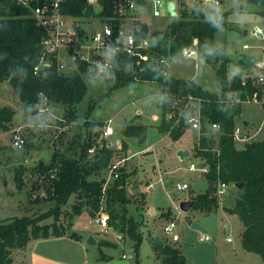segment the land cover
Wrapping results in <instances>:
<instances>
[{"label":"rangeland","instance_id":"1","mask_svg":"<svg viewBox=\"0 0 264 264\" xmlns=\"http://www.w3.org/2000/svg\"><path fill=\"white\" fill-rule=\"evenodd\" d=\"M168 1L164 0L165 15L156 17L150 6H145L147 14L141 17L151 32L165 30L172 21L177 19L169 14ZM215 5L212 0H178L179 9L182 5L190 10V18H199L204 12L217 14L227 13L226 16H214L219 21V30L216 34V46L220 53L221 62L226 61L230 80L235 74H255L253 66L239 65L236 62L242 58L264 60V54L258 46L263 43L251 35L255 26L264 28V1L263 0H220ZM200 4V5H199ZM97 11L100 3L95 5ZM193 10H196L193 12ZM193 12V13H192ZM102 21L95 17L90 24L82 23L89 30L99 28ZM131 21H127V28ZM251 47L244 49V44ZM187 46L196 47L198 58H188L182 52L166 59L169 75L175 78L194 79L202 88L217 97L222 96L220 81L216 72L215 54L211 46L199 38H194ZM65 55V53L63 52ZM202 56V57H201ZM226 57L228 60L222 59ZM257 58V59H256ZM143 68V65L139 67ZM116 79L94 77L88 81V90L83 100L76 105H66L55 102L46 97H39L36 109L28 112L22 104L12 84L5 80L0 82V107L7 106L14 112L13 121L8 129L0 126V221H10L26 214H39L54 207L56 200L46 195L43 180L38 182L39 176L32 168L40 162L52 161L53 153L70 157H80L84 144L92 140V147L88 149L89 158L107 145L103 138L104 127L108 126V145L116 150L108 168L99 172V178L104 177V191L114 182L116 176L112 174V166L124 168L128 174L127 193L130 203L126 205L129 215H133L141 226L140 230L149 237L143 240L135 249L134 241L129 235L119 232L114 226L102 229L93 219L100 211L108 215L110 208L104 196L100 199V207L94 210L86 205L80 215H73V204L78 203L76 196L71 197L62 206L63 213L54 220L48 218L41 223H54L66 235L50 239H41L31 243L26 251L15 250L12 254V264H28L26 256H122L126 254L131 264H148L154 258L163 256L162 248H156L150 243L153 236L160 237L161 241L176 244L182 249L183 255L190 264H264L261 255L246 251L241 242L240 233L244 225L238 215L226 211L233 207L238 195L233 185H228L226 194L219 197V209L212 213L191 208L182 211L180 204L192 195L205 192L209 183L199 172L189 171V165L199 163L192 156L181 159L178 156V147L188 148L195 153L199 140L198 131L184 129L178 139L172 133H159L158 124L162 120L160 106L162 86L158 81H134L130 85L114 87ZM242 112L237 118V124L246 126L255 136V140L264 138V105L261 102H246L242 104ZM76 107L77 117L68 122L67 111ZM44 108L45 111L40 109ZM141 122L148 126L147 138L141 142L137 137L128 140V147H122L123 134L121 127L127 123ZM140 123V124H141ZM18 131L26 140L23 147H15L12 143L13 134ZM140 143V144H139ZM148 146L144 150L140 145ZM19 166L24 181L22 189L17 187L15 175ZM162 172V173H159ZM152 177V178H151ZM161 177V178H160ZM151 178V179H150ZM154 181L152 189L146 191L148 204L155 209L152 213L145 201V188ZM153 179V180H152ZM178 183H188L189 189L178 191ZM41 186L38 187V185ZM191 200V199H190ZM113 206L112 204H109ZM137 206H143L140 210ZM123 208L115 207V210ZM143 210L145 211L143 213ZM149 210V211H148ZM122 211V209H121ZM171 214L166 218L165 215ZM176 222L171 234H167L165 226ZM228 223V226H224ZM79 236L73 237L70 234ZM177 234L178 242L173 240ZM201 235H208L209 240L202 241ZM94 238L95 243L89 240ZM227 238H232L228 241ZM87 253H86V248ZM36 264H44L36 261Z\"/></svg>","mask_w":264,"mask_h":264},{"label":"trees","instance_id":"2","mask_svg":"<svg viewBox=\"0 0 264 264\" xmlns=\"http://www.w3.org/2000/svg\"><path fill=\"white\" fill-rule=\"evenodd\" d=\"M102 6L100 16H114L113 0H99ZM200 5V4H199ZM64 11L74 16H93L97 13L93 5L86 0H67ZM196 10H193L195 12ZM192 12V13H193ZM190 10L182 8L179 17L172 21L163 31L150 34L151 50L149 60L142 63L140 69L133 64V57L123 54L117 64L114 87L130 85L134 81H158L162 86L164 99L163 119L158 129L162 133L170 132L178 139L184 129L189 128L186 123L173 127V121L164 117L168 95L184 96L188 94L199 95L204 98L202 113L203 127L199 133V140L195 147L194 157L200 164L208 165L209 172L205 174L209 187L205 192L191 196L194 201L192 208L204 213H212L219 209L217 194L219 183L233 185L238 195L233 207L226 211L236 214L241 219L244 230L241 233L242 246L246 251L261 255L264 261V138L251 140L239 145L233 138V130L237 125V118L242 112V104L227 105L218 100L194 79L175 78L163 73L164 65L158 58L176 56L182 48L190 44L194 38L207 42L216 60V72L220 81L222 95L228 91L238 90L245 96V89L249 84L250 93L254 92L250 85L251 78L247 79V86L242 83V74H235L230 80L226 61L221 62L222 55L216 46V34L219 30V21L210 12H204L199 18H190ZM98 15V14H97ZM226 16L221 13L219 16ZM141 31L138 36H147L149 27L140 22ZM45 31L37 24L32 15V5H23L18 0H0V82L8 80L22 101L28 112L36 109L40 95L49 100L60 102L69 106L76 105L84 99L88 90L90 77L86 67L81 66V73L69 75L59 70L57 60L53 59L50 68L35 73L34 68L42 55L41 40ZM181 34L179 42L175 38ZM224 60H228L225 56ZM242 58L236 63L246 65ZM165 96V97H164ZM14 112L7 106L0 107V126L8 129L13 121ZM77 117L76 107L68 109L67 119L72 122ZM207 124L217 123L218 130H212ZM122 147H128V140L137 137L141 142L147 138L148 126L138 123L122 125ZM92 140L84 144L80 157H70L60 154L58 150L53 153L49 163H37L32 171L39 176L38 182L44 181L43 188L49 199L56 200L54 207L39 214H26L10 221H0V264H12L13 252L29 247L31 241L51 236L66 234L56 227L54 223H41L50 217L57 220L63 213L62 206L76 196L78 203H74L73 215H80L86 205L95 211L100 207V199L104 196L110 208L109 226H114L134 241L135 249L143 241L144 234L140 230V222L129 213L126 205L131 201L127 193L128 174L124 168L118 169V176L113 184L104 191L105 178H99V172L111 165L116 150L103 145V147L89 158L88 149L92 147ZM22 166L15 175L17 187L22 189L24 181L21 174ZM243 184L237 187L236 184ZM41 184L38 185V187ZM112 204L113 206L109 205ZM122 206V211L115 207ZM143 206H137L141 212ZM170 213L165 215L170 217ZM78 237V234H70ZM161 264H190L183 255L182 249L176 244L164 241L160 250ZM109 259L100 256L99 260ZM138 264V263H137Z\"/></svg>","mask_w":264,"mask_h":264},{"label":"built area","instance_id":"3","mask_svg":"<svg viewBox=\"0 0 264 264\" xmlns=\"http://www.w3.org/2000/svg\"><path fill=\"white\" fill-rule=\"evenodd\" d=\"M23 5H32V15L36 19L37 24L45 31L41 40L42 55L39 63L34 68L35 73L50 68L53 59L57 60L60 71L75 75L81 73V66H85L90 77H107L111 78L116 75L117 64L121 55L126 54L133 57V64L141 66L142 63L149 60V51L151 50V32L147 36H138L141 31V17L147 14L145 6H150L154 16H164L163 3L164 0H113L114 16H100L99 11L93 16H74L64 11V5L67 0H18ZM178 0L168 1L169 14L172 17H179L180 10L187 8L182 5L179 9ZM264 1V0H263ZM88 5H95L99 0H86ZM174 3V8L170 11V4ZM215 5H220V0H212ZM96 9V8H95ZM174 11V13H172ZM98 14V15H97ZM98 17L102 23L99 28L89 30L83 27L82 23L90 24L91 20ZM131 21V26L127 28V21ZM145 23V22H143ZM149 27V26H148ZM251 35L258 38L263 45L261 53L264 54V28L255 26L251 30ZM251 45L246 43L244 49L250 48ZM65 53V55L63 54ZM184 56L188 58H198L199 52L196 47L184 46L182 51ZM257 59V58H256ZM164 65L163 73L169 75L167 69L166 58H158ZM253 67L257 69L255 74L242 75V83L247 86V79L251 78L250 85L254 92L250 93L249 84L245 89V96L240 94L238 90L228 91L225 95L218 97V100L227 105L244 104L246 102H261L264 105V60H254ZM166 101V109L164 117L167 121H173V127L183 122L189 128L200 133L205 119L202 113V103L204 98L199 95L188 94L184 96H174L170 98L168 95ZM44 97V95H40ZM165 97V96H164ZM161 105H164L162 96ZM45 111L44 108L40 109ZM205 125L212 129L218 130L219 125L212 123ZM107 128L104 133L108 134ZM255 133L247 130L245 125L237 124L233 130V138L239 145L254 140L252 137ZM13 146L23 147L26 140L22 134L16 131L12 138ZM112 174L118 176L117 165L112 166ZM188 169L190 171H198L205 175L209 172L208 165L192 162ZM154 183L147 184V190L151 189ZM188 183H178L175 189L178 191L189 189ZM228 184L219 183L217 194L222 197L226 194ZM102 229H108L109 217L101 211L96 214L93 219ZM176 222H171L165 226L167 234H171ZM180 237L173 234V240L178 241ZM202 241L209 240L208 235H201ZM232 241V238H227Z\"/></svg>","mask_w":264,"mask_h":264},{"label":"crops","instance_id":"4","mask_svg":"<svg viewBox=\"0 0 264 264\" xmlns=\"http://www.w3.org/2000/svg\"><path fill=\"white\" fill-rule=\"evenodd\" d=\"M251 1H255V0H251ZM200 57V56H199ZM202 57V56H201ZM252 67V66H251ZM162 96H163V93L161 94V99H162ZM160 106H161V109H162V119H163V108H162V105H161V101H160ZM161 122H162V120H161ZM135 123V122H134ZM141 122H138V124H140ZM142 124V123H141ZM161 124V123H160ZM248 124H249V122H248ZM159 125V124H158ZM244 125H245V123H244ZM108 126L109 125H107V126H105L104 127V129L106 130L107 128H108ZM245 126H247V125H245ZM159 133L162 135V138H163V134L159 131ZM104 139H105V142L107 143V146L108 147H111L110 145H108V139H109V136H108V134L106 133L105 135H104V137H103ZM133 138V137H132ZM121 141H122V139H121ZM140 144V143H139ZM143 145H140V147H139V149H137V150H144V149H146V148H148L149 149V147L148 146H145L144 144L145 143H142ZM121 145V144H120ZM120 145L118 146V148H121L120 147ZM177 150L179 151V150H189L190 151V155L189 156H192V157H194V153H193V155H192V151L190 150V149H188V148H184V147H178L177 148ZM186 158V157H185ZM195 158V157H194ZM195 159H197V158H195ZM198 160V159H197ZM200 163V162H199ZM190 171V170H189ZM192 172H197L198 173V171H192ZM159 173H162V172H159ZM200 173V172H199ZM199 176L200 177H202V176H204L203 174H199ZM152 178V177H151ZM150 178V179H151ZM161 178V177H160ZM150 179H149V181L147 180V182H149L150 183ZM153 180V179H152ZM151 182H153L154 183V181H151ZM154 185H155V183H154ZM154 187V186H153ZM152 187V188H153ZM151 188V189H152ZM142 191H144L145 192V195H144V201H145V203H146V205H147V207H148V209L149 210H151L152 211V213H156V211H155V209L154 208H152L149 204H148V202H147V199H146V191H147V186H146V190H145V188H143L142 187ZM193 196V195H192ZM191 198V197H190ZM190 198L189 199H187V200H190ZM148 210V211H149ZM145 211L143 210V213H144ZM224 226H228V223H224ZM242 233V232H241ZM240 233V234H241ZM66 234H64V235H60V236H51V237H49V238H45V239H50V238H52V237H56V238H59V237H62V236H65ZM79 236V235H78ZM149 237H147V236H145V234H144V238H143V240L145 241V240H147ZM240 238H241V235H240ZM44 239V238H43ZM37 240H41V239H36V240H33V241H31L30 242V244H29V247H31L30 245H31V243H33V242H35V241H37ZM179 241V240H178ZM178 241H176V242H178ZM86 248V247H85ZM87 248H86V253H87ZM99 258H100V256H69V255H66V256H48V255H46V256H28V259H27V256H26V261H27V263L28 264H36V261L38 260V261H40V262H42V263H44V264H131L129 261H125L127 258H128V256H126V254H123L122 256H108V258L109 259H105V260H99ZM148 264H161V257H159V259L157 258V257H155L154 258V262H149Z\"/></svg>","mask_w":264,"mask_h":264},{"label":"water","instance_id":"5","mask_svg":"<svg viewBox=\"0 0 264 264\" xmlns=\"http://www.w3.org/2000/svg\"><path fill=\"white\" fill-rule=\"evenodd\" d=\"M175 4L172 2L170 4V11L174 8ZM185 10L188 11L187 8H185ZM172 13H174V11H172ZM181 38V34H178V36L175 38V42H179ZM254 65V59L252 58H247L246 59V67L247 68H250L251 66ZM245 125H248V122H245ZM190 155V151L189 150H179L178 151V156L181 158V159H184L185 157L189 156ZM40 163H43V162H40ZM243 184L241 183H237L236 186L237 187H240L242 186ZM194 205V201L193 200H184L181 202L180 204V209L182 211H188L190 210ZM94 238L91 237V239L89 240L90 242L92 243H95V240H93ZM150 243H152L156 248H163L164 246V243L161 241L160 237L158 236H153L150 238Z\"/></svg>","mask_w":264,"mask_h":264}]
</instances>
